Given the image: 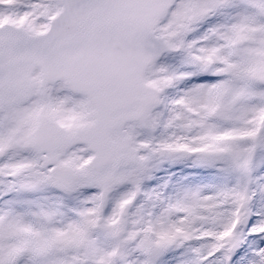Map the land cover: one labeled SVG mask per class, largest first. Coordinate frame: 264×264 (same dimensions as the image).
<instances>
[{"label": "snow or ice", "instance_id": "snow-or-ice-1", "mask_svg": "<svg viewBox=\"0 0 264 264\" xmlns=\"http://www.w3.org/2000/svg\"><path fill=\"white\" fill-rule=\"evenodd\" d=\"M0 264H264V0H0Z\"/></svg>", "mask_w": 264, "mask_h": 264}]
</instances>
